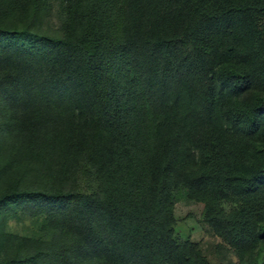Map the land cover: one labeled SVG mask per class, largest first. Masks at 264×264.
Instances as JSON below:
<instances>
[{
    "label": "trees",
    "instance_id": "16d2710c",
    "mask_svg": "<svg viewBox=\"0 0 264 264\" xmlns=\"http://www.w3.org/2000/svg\"><path fill=\"white\" fill-rule=\"evenodd\" d=\"M61 1L59 36L0 24V93L27 152L84 160L100 191L0 207L33 203L88 264H211L173 237L183 187L236 264H264V0ZM45 4L0 0V22Z\"/></svg>",
    "mask_w": 264,
    "mask_h": 264
},
{
    "label": "rangeland",
    "instance_id": "374dc122",
    "mask_svg": "<svg viewBox=\"0 0 264 264\" xmlns=\"http://www.w3.org/2000/svg\"><path fill=\"white\" fill-rule=\"evenodd\" d=\"M43 12L28 19L10 18L0 22L6 27H28L42 35L59 36L64 22L61 0H43ZM34 19V20H33ZM0 93V196L14 192L49 193L54 190L98 194L100 179L84 160L72 164L62 173L53 149L27 152L26 138L19 135L12 111L6 108ZM53 130V129H50ZM74 163V162H72ZM175 223L173 237L177 242H194L211 264H236L238 257L215 235L204 221L201 205L183 187L172 192ZM31 202L3 204L0 207V260L20 258L22 264H88L94 256L76 258L59 254L69 245L67 239L49 223L46 213H38ZM63 236V237H62ZM264 260V247L260 254Z\"/></svg>",
    "mask_w": 264,
    "mask_h": 264
}]
</instances>
